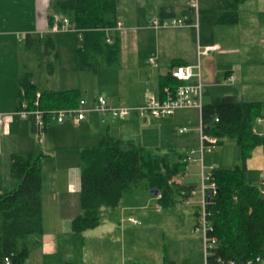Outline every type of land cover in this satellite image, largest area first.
<instances>
[{
    "label": "trees",
    "instance_id": "1",
    "mask_svg": "<svg viewBox=\"0 0 264 264\" xmlns=\"http://www.w3.org/2000/svg\"><path fill=\"white\" fill-rule=\"evenodd\" d=\"M212 1L211 5L197 10L201 44L215 41L216 25L238 21L237 7L242 0ZM48 10L50 21L53 13L60 14L76 28L75 55L79 69L95 71L99 59L95 53L101 54L105 64L115 63L119 35L116 30L105 31L104 28L114 27L118 21L117 0H49ZM177 12L161 6L157 15L160 18L181 15L187 23L195 21L192 6ZM106 36L111 38L110 42L106 41ZM26 37L25 47L36 51L41 43L46 47L54 43L49 36ZM173 64L170 68L178 65ZM170 68L159 78V91L163 86L173 88L180 83L170 75ZM18 77L17 101L26 100L32 105L39 92L38 107L44 110L76 106L83 96L78 88H41L33 81L32 72L22 69ZM215 84L213 92L209 88L204 91V96H212L204 99L201 128L203 133L217 137L219 144L224 139L233 140L240 148L242 162L233 167L210 169L217 189L207 206V220L212 227L209 235L216 238L209 262L215 263L217 257L243 262L256 256L264 257V195L247 177L246 169L251 150L257 145L264 150V134L255 130L256 119L264 117V101L237 98L233 85ZM108 127L99 132L96 144H85L78 152L80 212L70 222V229L76 235L97 226L104 209L117 208L121 199L137 188L157 190L161 204L168 205L172 201L169 200L173 177L184 172L188 162L187 150L149 148L115 136ZM45 156L41 149L14 152L10 156L9 172L17 183L13 189L0 192V264H5L4 257L9 258L10 264H23L30 249L41 242Z\"/></svg>",
    "mask_w": 264,
    "mask_h": 264
},
{
    "label": "rangeland",
    "instance_id": "2",
    "mask_svg": "<svg viewBox=\"0 0 264 264\" xmlns=\"http://www.w3.org/2000/svg\"><path fill=\"white\" fill-rule=\"evenodd\" d=\"M155 1L165 3L171 2V0ZM177 1L178 3L175 2L176 5L179 4L181 7L176 9V12H179L185 7L192 6V3L197 5V9L203 5L208 6L214 3L212 0ZM154 5V0H147L145 3H143L142 0H117V13L122 19V26L120 29L116 30L119 35V48L117 60L112 65L105 64L101 54L95 53L94 56L99 58L96 63V72L91 69H79L76 66V60L74 58L75 52H73L75 51L74 45L77 33L74 30H69L49 31V35L56 48L52 46L46 47L41 43L40 46H38V51L24 47L20 49L19 60L21 69L23 71L32 72L33 81L41 88L50 90L78 88L82 92V95L86 97L101 92L105 96L118 94V98L120 99L117 100H122L127 104H129L128 102H136L134 100L141 98L143 92H145V94L153 93L154 88L157 86L159 76L168 71L169 65L174 57L179 56L178 54H182V51L189 50L191 54L195 52L193 49L197 42L196 39L194 42L192 38L190 39L182 35L180 32L183 30L182 28L154 29L151 27V20L153 17L158 16L156 14L157 11L152 8ZM164 6H166L168 11H173L171 8L172 6ZM262 6H264V0H244L241 2L238 11V23L233 26H216L214 32L217 40L229 37L232 38L234 35L238 34L240 37L246 39V41H252L255 38V26L253 22H256V14L264 11ZM175 17H181V15ZM187 30L193 37L192 30ZM122 43L126 45L125 48L121 45ZM249 43L253 45L252 42ZM134 44H136V48L134 52H130L132 55H130V53L125 54L124 49H132ZM15 49H18L17 45ZM64 49L70 56L74 55V57H70L68 64H65L66 60L63 62L62 54H60L59 58H55L56 51L61 52ZM223 55V58L228 57V54ZM150 56L157 57V65L153 66L149 63L148 58ZM229 56H233V54ZM206 57L216 60V65L213 68L214 74L206 67ZM199 58L202 80L206 85L205 89H212L210 91L213 92L216 85L213 82V76H217L214 77L215 81L224 83L225 78L223 72L228 67L233 68V73H235V85H237L241 79L243 81L242 73L240 74L236 65H227V63L223 62L221 56H217L216 52H211L207 55L202 54ZM93 62H95V59ZM260 75H264V71H260ZM260 75L259 78L254 77L250 79L252 81L251 86H248V89H244L241 92L242 95L239 92L240 90H237V98L264 100V86H262V83L261 85L257 83V80L260 79ZM247 76L245 78H247ZM262 79H264V76H262ZM245 81H247V79H245ZM211 96V94L205 95L204 99L209 100ZM94 120V124L97 126L96 130L98 129L96 134L91 131L87 134L83 132L80 135L76 134L77 144H80L82 141H86L87 143L85 144H88V146L96 144L98 142V132L105 129L106 125H109V130L115 136L140 142L143 146L153 149L173 148L181 152L192 147H198L199 144L198 126L200 114L198 110L193 108L179 109L172 115L166 117L148 116L133 120L125 118L123 120L110 121L104 124L100 123L99 120ZM63 123H53L55 125H49L44 133V143L42 144H40V141L37 139L36 131L33 130L35 138L33 137L32 142L36 150L40 149V145L45 144V139H47L49 133H52L55 137L51 139L52 144L50 147L56 153L52 151L50 155H46L43 160L44 177H42V182L44 179L45 184L51 182L49 177L52 175L51 168L55 166V161H59L64 165L72 164L78 165L79 167L77 148H69L67 151H64V149L66 150L67 148L65 144V132L62 130L61 126H59V124ZM182 125H186L187 130L180 133L178 132V128ZM255 129L259 131L264 130V119L259 123L256 121ZM79 136L80 138L83 136L85 137L80 139ZM241 162L240 148L233 140L224 139L222 143L216 144L214 148L206 146L203 152L202 166L205 173H208L212 166L233 167L234 165H240ZM9 163L10 160L7 159L5 165H8V168ZM246 169L247 177L255 184L264 178V150H262L260 145L255 146L251 150L250 156L246 159ZM200 172L201 165L199 162H187L185 171L173 177L171 182L173 194L175 195L176 188L180 184L179 178L182 180L183 184L187 186L189 184L198 186L200 183ZM46 175L49 177H46ZM12 179L16 184L17 180L11 178V180ZM140 190L146 192L145 189ZM73 195L74 198L77 199V206L74 207V213L76 214L80 211L79 193H74ZM135 199V203L141 205L140 202L143 201V199L140 197H135ZM45 203H47L46 200ZM71 205V202L65 204L66 207H71ZM186 206L183 202L176 201L173 209L178 211L184 209ZM133 212L136 218L140 220V223L133 224L129 222L128 217L123 218L122 224L127 229L124 234L119 231L118 225L120 217L117 216L116 218L115 214L109 218V222L113 221L115 226H111L110 224L109 226H98L95 229L86 230L79 236L76 234H69L65 237V252L62 255L65 257L66 261L71 264H87L88 255L91 253L88 249L93 247L91 245L89 246V244L92 243V245L95 244L97 247L98 245H102V247L106 246L105 251L100 250L98 252V258L102 255H106L107 259L113 262V264H127L129 260H137L140 264H195L199 261L200 264H203L204 242L202 234L196 231L194 226L195 235L198 238L200 237V239L198 243L192 239L194 234L190 235V232H188L186 226H184L186 225V221L185 223L183 222L186 218L184 214L177 213L174 218L177 221L176 226L173 227L166 217H161L155 221L150 214L143 219V214L140 213L141 211L139 209ZM70 213H73V211L69 210L65 212V216ZM44 215L46 216L47 213ZM65 216L63 215V220ZM50 222V218L44 217V223L47 226L45 227V232L48 230L47 228L50 227ZM106 231L109 232L105 233ZM57 254L62 257L59 252H57ZM60 256L59 259L61 258Z\"/></svg>",
    "mask_w": 264,
    "mask_h": 264
},
{
    "label": "crops",
    "instance_id": "3",
    "mask_svg": "<svg viewBox=\"0 0 264 264\" xmlns=\"http://www.w3.org/2000/svg\"><path fill=\"white\" fill-rule=\"evenodd\" d=\"M147 0H142L145 3ZM242 0L241 2H243ZM177 0H171V2H159L155 1V5L152 7L155 11L161 6L169 5L173 10L179 9L181 5L177 4ZM237 7V14L239 11V5ZM49 0H0V111H11L17 108V94L19 90V83H18V76L21 71V65L19 60V50L25 47V40L27 35H39L42 39L43 37H50L49 31L52 21L49 20V10H48ZM186 4V3H185ZM186 6V5H185ZM206 5H203L204 7ZM264 9V6H262ZM157 14V13H156ZM118 16V13H117ZM256 22H253L255 28V38L252 41H246L243 37L236 34L232 38H226L217 40L215 36V41L219 45L218 51L216 52L217 56H221L223 62L227 63V65L234 64L239 69L240 74L242 73V78L237 85H235L236 76L233 73V68L228 67L224 72V83L221 84H231L233 85L242 95V91L244 89H248V86H251V78H259L260 71H264V11L262 13H257ZM118 20L122 21V19L118 16ZM239 21V15H238ZM238 21L236 23H238ZM236 23H227V24H218V25H235ZM216 25V26H218ZM215 26V27H216ZM182 28L183 30L180 31L182 35H185L187 38H192L195 42L196 35L195 31L192 29L193 27H178ZM187 29H191L193 33V37L190 35ZM185 38V39H187ZM50 40L52 38L50 37ZM249 42H252L253 45ZM18 46L16 50L15 47ZM123 45V43L121 44ZM55 47V44L51 45ZM126 45H123L125 48ZM56 48V47H55ZM136 48V44L133 45L132 49H124V53L128 54L130 52H134ZM74 50L76 51V40L74 45ZM195 52L192 54L190 51H182V54H178L179 56L174 57L172 62L169 65H181V64H194L197 61L196 58V45L193 49ZM66 50L56 51L55 58H59L60 54H62V60L65 64H68V60L71 56L65 52ZM73 51V52H75ZM219 53V54H218ZM223 54H228V57L223 58ZM233 54V56H229ZM132 55V53H130ZM223 55V56H222ZM76 60V55H75ZM200 60V59H199ZM230 63V64H229ZM206 67L210 70L212 74H214L213 68L216 65V60L209 59V57L205 58ZM156 65H157V57H156ZM201 65V64H200ZM155 66V65H154ZM168 68V70H169ZM90 69V68H89ZM92 70V69H91ZM94 71V70H93ZM30 72V71H29ZM96 72V70H95ZM168 72V71H167ZM257 72V74H256ZM163 75V74H162ZM248 75V76H247ZM247 76V78H245ZM260 75V79L257 80L262 86H264V79H262ZM213 82L216 83L217 81L214 80ZM232 77L233 81L229 82L228 78ZM250 77V78H249ZM160 78V76H159ZM159 78L157 82L156 88L153 90V94L159 93ZM247 79V81H245ZM233 82V83H232ZM208 84V83H206ZM206 86V85H205ZM71 89V88H67ZM65 90V89H62ZM101 93V92H98ZM96 93V94H98ZM93 94L92 96L96 95ZM147 94V93H146ZM145 92L142 93L141 98L138 100H134L136 102L130 103V105H138L141 104L145 99ZM92 96H87L90 99ZM118 94L108 95V99L117 101ZM86 97V96H85ZM244 97V96H240ZM247 98V97H245ZM249 99V98H247ZM259 100V99H257ZM264 101V100H262ZM93 116V117H92ZM139 118L136 115H131L129 120H133ZM94 119L98 120V116L96 115H88V117L78 123H73L70 121H66L63 124H59L62 130L65 132V144L66 150L69 148H77V154L79 149L87 143L86 141L80 142L77 144L76 142V134L80 135L83 133L94 132L96 134L97 126L94 124ZM100 122V121H99ZM55 125V124H51ZM107 126V125H106ZM52 128V127H51ZM259 131V130H257ZM261 134H264V130L259 131ZM99 133V132H98ZM33 128L32 124L27 119H20L18 117H13L6 130L0 129V192L8 191L13 189L16 184L15 181L11 178L8 165H5L7 159L10 160V156L14 153H24L27 151H36L34 144L32 142L33 137ZM47 136V133H46ZM82 136V135H81ZM86 136V135H85ZM83 136V137H85ZM81 137V138H83ZM35 138V137H34ZM54 135L52 133L48 134L47 139H45V144L40 145V149L43 151L45 155H50V153L54 150L51 149L50 145L52 144L51 139H54ZM80 138V136H79ZM80 138V139H81ZM44 136L43 140L40 144L44 143ZM169 147V146H168ZM187 150V149H186ZM55 152V151H54ZM56 153V152H55ZM55 166L51 168L52 175L49 177L51 182L44 183V179L42 182V198H43V228L44 232L41 236V242L39 245L30 249L29 254L25 260V264H71L66 261L65 257L62 255L65 252V237L69 234H73L70 229V222L76 214L74 213V207L77 206V199L74 198V193H79V167L78 165H64L59 161L54 162ZM64 165V166H61ZM46 170V169H45ZM44 177V176H43ZM180 184L176 188L175 195L173 192L170 194V200L172 201L168 205L161 204L159 194H155L154 192L147 191L144 192V188H137L130 193H127L119 203V206L114 209H104L103 217L101 218L100 223L89 229H95L98 226H115V223L112 221L109 222V218L113 214L120 217L119 220V231L120 233H125L127 230L125 226L122 224L123 218L128 217L129 222L133 224H139L140 220L136 218L133 214L134 210H140L143 215V219L147 215H151L153 220H158L161 217H166L170 224L175 227L176 226V219L175 216L177 213H182L185 215L184 223L186 221V228L192 239L195 240L197 243L200 239L195 234L194 226L197 221V212H198V203L196 198L192 200L189 204L183 202L184 193L187 192V187H197L194 184H189L188 186L183 184L182 180L179 178ZM181 187V188H180ZM140 197L143 199L141 201V205L139 203H135V197ZM131 196V197H130ZM79 199V198H78ZM45 200L47 203H45ZM176 201H181L184 205H190L184 207L182 210L175 211L173 206L175 205ZM67 202H71V207H66L65 204ZM72 210L73 213L68 214L65 216V212ZM76 210V208H75ZM47 213L45 216L44 214ZM127 214V215H125ZM63 215L65 219L63 220ZM125 215V216H124ZM44 217H48L51 219L50 227H48L45 232V227H47L44 223ZM130 218L135 219L136 221H131ZM171 218V219H170ZM110 226V227H111ZM1 229V228H0ZM88 230V229H86ZM85 230V231H86ZM108 230V229H107ZM83 231V232H85ZM82 232V234H83ZM106 231L105 233H108ZM79 236V235H77ZM195 242V243H196ZM201 242V241H200ZM89 257L87 258V264H113V262L107 259L106 255H102L98 258V252L100 250H106V246L102 247V245H98V247L92 243L89 244ZM104 245V243H103ZM62 255V257L60 255ZM59 256L61 257L59 259ZM93 258V260H92ZM134 262L136 264H140L137 260H129L127 264ZM118 264V263H114ZM125 264V263H124ZM195 264H200L196 262Z\"/></svg>",
    "mask_w": 264,
    "mask_h": 264
},
{
    "label": "built area",
    "instance_id": "4",
    "mask_svg": "<svg viewBox=\"0 0 264 264\" xmlns=\"http://www.w3.org/2000/svg\"><path fill=\"white\" fill-rule=\"evenodd\" d=\"M194 9L195 21L187 23L181 17L169 16L160 18L153 17L151 20V27L154 29L161 28H178V27H193L196 31V55L197 61L194 64H181L170 68V75L179 80L180 83L171 88L166 85L157 94L147 93L145 99L141 104L130 105L122 100H110L102 93H98L88 99L81 96L76 106L61 107L54 109H41L38 107L39 92L36 93L35 101L32 105L28 104L26 100L18 102L17 108L11 111H0V129H7L10 120L13 117L20 119H27L31 122L33 130L36 131L37 139L41 142L47 127L53 123H63L70 121L78 123L88 117V115H97L100 123H107L115 120H123L129 118L132 114L138 117H166L172 115L176 110L193 108L201 114L204 104L205 83L202 80L201 65L199 61L200 55H207L211 52L217 51L219 46L216 43L201 44L198 39V14L197 5L192 3ZM53 20L50 26V31H69L74 30L73 24L63 15L53 13ZM122 26L120 20L116 22L114 27L104 28L108 30H118ZM111 38L106 36V41L110 42ZM148 61L151 65H156V57L150 56ZM228 81H233L232 77ZM264 117H258L256 121L259 123ZM217 120V118H215ZM186 125L178 128V132H185ZM256 130V129H255ZM257 131V130H256ZM261 134V132L257 131ZM199 144L198 147H192L187 150L186 160L188 162H199L201 165L200 183L197 187H190L183 197V202L189 204L194 198L198 203L197 221L195 230L199 231L203 237V264H264V257L256 256L254 259H248L243 262H236L233 259L224 260L220 257L216 258L215 263L209 262V256L212 254V248L216 244V238L209 235L212 230L210 223L207 220V206L209 199L216 192V182L211 176L210 171L204 172L202 161L203 152L206 146L214 148L218 144V138L215 136L203 133L201 123L198 126ZM212 166L211 168H213ZM257 184L261 194H264V178ZM131 221H136L130 218ZM5 264H10L8 257H4ZM129 264H136L131 262Z\"/></svg>",
    "mask_w": 264,
    "mask_h": 264
},
{
    "label": "water",
    "instance_id": "5",
    "mask_svg": "<svg viewBox=\"0 0 264 264\" xmlns=\"http://www.w3.org/2000/svg\"><path fill=\"white\" fill-rule=\"evenodd\" d=\"M154 193L156 194L157 193V190H154Z\"/></svg>",
    "mask_w": 264,
    "mask_h": 264
}]
</instances>
